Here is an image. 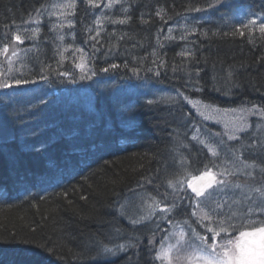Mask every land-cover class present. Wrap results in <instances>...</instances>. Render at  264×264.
<instances>
[{
	"label": "bare ground",
	"instance_id": "obj_1",
	"mask_svg": "<svg viewBox=\"0 0 264 264\" xmlns=\"http://www.w3.org/2000/svg\"><path fill=\"white\" fill-rule=\"evenodd\" d=\"M129 1L96 0L93 6L87 0H74V9H60L73 0H51L41 7L40 21L32 30L29 13L19 18L22 28L0 23V82L10 84L11 79L29 76L38 81L29 79L25 84L30 101L11 91L0 101V119L8 124L15 117L17 127L10 134L7 128L0 129V144L15 139L21 155L29 154L32 160L21 169L12 165L7 170L6 164H0V217L19 209L36 214L47 205L55 211L51 216L42 215L50 232L57 229L56 224L61 226L60 221L70 228L82 227L84 233L98 229L89 245L92 252L82 256L86 264H133L135 260L161 264L153 259L154 242L149 244L152 230L158 238L164 221L189 234L183 221L189 217L197 220L199 212L197 217L191 216L190 207L176 208L166 216L161 212L177 196L167 177L181 178L190 173L187 179H191L199 176L205 165H215L214 172H228L235 163L244 172L236 174L244 179L236 190L240 199L232 201L230 196L228 203L232 207V202L238 201L240 209L250 203L245 201L248 188L264 181V85L257 84H264V63L259 59L264 52V32L260 31L264 0H223L222 4L199 0L177 9L160 23L146 24L138 17L132 19L137 8ZM109 3L112 6L106 7ZM19 31L22 42L14 39ZM233 32L253 40L255 62L249 57L240 66L209 70L192 67L190 55L204 59L209 49L208 44L204 46L205 36ZM5 45L16 55L3 53ZM81 64L83 68L77 67ZM105 68L107 72L101 71ZM11 99L16 102L17 116L13 109L2 112L8 110ZM37 103L42 108H36ZM142 112L150 118H164V155L151 162L152 169L143 170V165L136 163L129 169L123 157L131 156L130 151H147L152 158L156 154L147 142L148 133L141 130L148 123ZM241 128L243 131H238ZM147 129L151 134L152 129ZM229 135L239 138L229 140ZM51 146L60 152L57 156L50 154ZM209 147L218 157L212 156ZM10 155L5 151L4 157ZM113 159H117L129 186L121 180L112 189L121 184L125 188L118 187L109 203L92 201L78 182L97 167H116ZM247 164L255 167H245ZM246 168L252 176L247 175ZM156 184L166 190L156 193ZM186 190L191 195V189ZM177 202L188 204L187 200ZM92 215L96 218L86 230ZM52 221L57 223H48ZM33 223L46 228L45 224ZM211 235L208 232V237ZM105 245L116 255L104 253ZM119 245H125L127 251H119ZM6 262L0 258V264Z\"/></svg>",
	"mask_w": 264,
	"mask_h": 264
},
{
	"label": "trees",
	"instance_id": "obj_2",
	"mask_svg": "<svg viewBox=\"0 0 264 264\" xmlns=\"http://www.w3.org/2000/svg\"><path fill=\"white\" fill-rule=\"evenodd\" d=\"M50 1L51 0H0V23H7L13 18L22 17L26 13L31 15V13L36 10V7H42ZM198 1L199 0H152L151 4L145 2L144 0H130L129 2L134 9L137 8L135 12H133L132 19L136 21L138 17L141 23L146 24L151 21H157V23H160L168 16L178 12L176 11L177 9H182L189 3H196ZM249 1L252 2L258 0ZM259 1L262 2V0ZM262 10H264V8ZM21 22L23 21L20 20L19 23ZM141 37L145 38L146 35L142 34ZM203 42L204 46L208 44L207 46L209 47V49L206 50V55L204 54V59L197 57L196 54L190 55L189 61H191L192 67H194L196 70H204V68L209 70L212 67L215 68L224 65L240 66L244 63V60L248 59L249 57V59H252V61L255 62V56L253 52L255 49L252 46L253 40L248 36H244V34L242 35L240 33L233 32L232 34L221 33L217 36L214 34L207 35L205 36ZM259 59L264 63V52H262ZM257 84L262 87L264 85L261 81H257ZM12 94L15 96L21 95V97L29 101L31 99L30 95H28V91L24 87L12 91ZM0 100H2V98ZM8 105V110L2 112H11V109L16 112V102H14L13 99L9 101ZM35 107L42 108L41 103H37ZM141 114L146 116L148 120L147 126L141 127V130H145L148 133L149 139L147 142L152 145L153 148H155L156 154H152L154 155L152 158L147 151H130L131 156L123 157L124 164L127 165L129 169L133 163H136L139 167L143 165V170L146 169V167L152 169L151 162L154 164L164 155V136L161 132V128L165 126V121H163L164 118L161 119L162 116L160 115L155 119L148 117L143 112ZM17 115L18 113L16 112V116ZM14 119L15 117L12 119V121H8V124L0 119V129L7 128L9 134L15 131L17 127L15 126L16 124H13L15 123ZM148 127L152 129L151 134L148 132ZM256 139L258 138L256 137ZM14 140L15 139H11L6 143L3 142L0 144V154H2L3 157L5 151L11 154V158L4 157L6 159H3V157L0 156V164H6L7 170L10 169L12 165L14 169H21L22 166L27 167L32 161L31 155H21L22 150ZM90 141H92L94 144L97 142V140L93 138H91ZM62 143L64 142L62 141ZM87 147L89 148V146ZM58 153L60 152L56 150V146H51L50 154L52 156H57ZM240 153L241 151L238 150V155ZM144 154L147 157L144 156ZM113 162L116 163V167H97L94 172H90V174L87 175L85 180L78 182L80 184L79 188L85 190L92 201H104L109 203L112 196L115 195L114 192L118 187L122 190L124 186H129V180H125V178L122 176V173L120 172L117 159H113ZM260 166L262 165L260 164ZM262 168L264 167L262 166ZM196 173L197 170H195L192 174L194 175ZM121 180H124L122 182L123 185L125 183L126 184L124 186H122V184L117 185L115 190L112 189L115 186L114 184H118V182ZM173 180H175V178H173ZM167 181L169 182L170 180L167 179ZM153 187L154 190H156V193L160 192V185L156 184L153 185ZM161 189L163 191L166 190L163 188ZM66 213L67 211L65 210L64 214ZM43 214L51 216L55 214V211L53 212L51 207L45 205L36 214L28 215L25 214L24 209H19L18 211L10 213L8 212L4 214L3 217H0V258H4L7 261V264H86L83 263L82 260L86 257L82 256L85 253L87 254L92 252V249L89 245L95 239L94 235L98 229L84 233L81 230L82 227L79 228L76 226L70 228L69 225L66 226V224H63L62 221H60L61 217L58 214L56 217L59 218L56 219H59L58 221L61 222V226L56 224L57 221L48 222L51 225L53 223L57 225V229L53 232H50V226H47V224L43 222ZM77 216L80 217L78 213ZM93 217L95 216L92 215L91 218L88 217V223L85 227L86 230L92 222ZM38 218H40V220H38ZM52 218L55 219V217ZM33 221L42 223L43 225L45 224L46 228L33 223ZM196 221L197 220L191 218L189 223H191L192 227H195L197 225ZM54 233H56V235H54ZM156 236V232L152 230V240L156 239ZM133 264H147V262L145 260H135Z\"/></svg>",
	"mask_w": 264,
	"mask_h": 264
},
{
	"label": "snow or ice",
	"instance_id": "obj_3",
	"mask_svg": "<svg viewBox=\"0 0 264 264\" xmlns=\"http://www.w3.org/2000/svg\"><path fill=\"white\" fill-rule=\"evenodd\" d=\"M88 3L96 6V0H88ZM215 3L222 4L223 0H215ZM111 6L112 3L106 5V7ZM213 6L215 5H210V7ZM61 7L74 9V0L73 3L65 4ZM124 22V20L119 21V23ZM97 23H99V20H97ZM35 31H38V29ZM260 31L264 32V23L261 24ZM241 34L243 35V33ZM14 39L21 41L19 35L15 36ZM2 51L3 53H7L9 51L8 46L5 45ZM12 55L15 56L16 52L13 51ZM77 67L83 68V65H77ZM111 67L116 68L117 65H111ZM101 71L107 72L108 69H101ZM61 75L67 74L61 73ZM84 78V76H81V79ZM88 78L90 79L91 77ZM27 83L29 81L26 79L14 80L15 86H22ZM11 87H13V84L0 82V88ZM248 111H251V109ZM261 114L264 115V113ZM238 131H243V129H238ZM192 138L194 140L198 139L196 136ZM238 138L235 135L228 136L229 140ZM199 143L208 147L203 140H200ZM253 144L255 145L256 142H253ZM261 148L264 149V146H261ZM208 150L213 157H218V153L211 147ZM181 164L183 165V161H181ZM213 167L205 165L200 175L193 176L191 179H187L190 173H186L184 177H181L175 182L170 180L168 182L169 187L177 191L176 200L170 206L161 209V212L167 215L176 208H192L191 216L197 217L199 212V217L196 222L201 227H206V231L212 234L211 237L201 235L193 228L191 223H189L191 219L189 217V219L184 221L188 225L189 234L186 236L184 231L181 230L176 244H169L165 247L162 243L161 247L156 249V255L153 258L154 261H160L161 264H174V262L175 264H264V184L250 189V192L258 194L256 199H252L250 194L245 197V201L250 202L247 207V212H231V214H228L223 211L227 201H221L218 198L221 195H226V189L229 184L227 177L234 175V173L227 171L214 172ZM245 167L251 168L255 167V165L247 164ZM261 171L264 172V168H261ZM247 175L252 176L253 174L249 172ZM185 183H187V189H191V195L184 188ZM235 187L241 188L242 186L237 184ZM179 192L185 194L181 196ZM184 200L188 201L186 206L177 202H183ZM237 203L239 202L237 201ZM228 207L231 208V205H228ZM205 220L209 222L207 226L204 224ZM218 237L220 238L219 240L217 239ZM209 239L211 243H209ZM152 243L153 241L149 240V244L152 245ZM118 250L125 252L127 251V247L125 245H119ZM102 251L113 256L116 255V252L106 245L103 246ZM174 252H182L183 254L174 257Z\"/></svg>",
	"mask_w": 264,
	"mask_h": 264
},
{
	"label": "rangeland",
	"instance_id": "obj_4",
	"mask_svg": "<svg viewBox=\"0 0 264 264\" xmlns=\"http://www.w3.org/2000/svg\"><path fill=\"white\" fill-rule=\"evenodd\" d=\"M35 9L36 10H34V12L31 13V15H29V20L31 22H33V27L30 28L29 30H32L36 26V24L38 23V21H40L38 19V13L41 10V7H39V8L36 7ZM60 9H64V7H61ZM19 21H20L19 20V17L18 18H13L9 22H7V24H11V26L13 28H18L19 29V28H22V26H23L22 25L23 22L19 23ZM17 35H23L22 34V31H19ZM8 55H12V51H8ZM21 79H26V80L31 79V80H34V78L32 76H29V78L24 77V78H21ZM34 81H36V83L38 82L37 80H34ZM10 84H13V87H11V88L14 91L20 89L22 86H25V84L22 85V86H15L14 85V80H12V79L10 81ZM11 88H0V99L7 93V90H10ZM9 121H12V119L9 120ZM204 135L207 136L206 133H204ZM246 169L249 172V168H246ZM242 171H243V169L240 168V166L237 167L235 163H234V165H232V167L230 169H228V172L229 173H234V175H229L227 177V179L229 181V184H228V187H227L226 190H229V192H227L226 195H221L218 198L221 201H225V200L227 201V204L225 205V207L223 209V211L225 213L231 214V212H237V213L247 212V208L246 209H240V206H239L238 203H233L232 202V207L231 208L228 207V205H229L228 198L230 196H231L232 201L234 200V198L236 200H239L240 199V197L238 195H236L237 188L235 187V185H237L240 181H242V179H244V177L239 178L244 173ZM236 172H242V175L241 176L240 175H237ZM261 174H262V177H263L264 176V172L261 171ZM167 179H169L171 181H176L177 179H179V177L178 178H175V180H173V178H170V177H167L166 180ZM259 181H262V180H259ZM232 182H233V184H232ZM262 182H263L262 184H264V181H262ZM186 185H187V183H186ZM185 188L187 189V186H185ZM252 188H254V187H252ZM252 188L251 187L248 188V192H246V195L248 196L250 194L252 196V198L256 199V197H257L258 194L255 193V192H250V189H252ZM230 192H231V194L229 195L228 193H230ZM157 193H163V190L160 188V192H157ZM248 205H249V203H248ZM227 209H230V212H227L226 211ZM160 221H162V219H160ZM183 223H184V221H183ZM204 223L207 226L209 222L205 220ZM161 224H162L163 232H161V234L158 236V238H156V239L153 240V242L155 244V246H152V248L154 250V256L156 255V249H159L161 247L162 243L164 244L165 247H167L169 244H176L177 243V237L179 236V234H180V232L182 230L179 227H176L175 228L174 225H172V227L171 226L169 227V222L166 224L163 221ZM193 228H195L201 235L208 236V232L206 231V227H201V225L199 223H197V225L195 227H193ZM172 239H174V242L173 241L170 242ZM217 239L219 240L220 238H217ZM209 243H211V240L210 239H209ZM182 254H183L182 252L181 253H175L174 252L173 253V256L175 257L176 255H182ZM174 264H175V262H174Z\"/></svg>",
	"mask_w": 264,
	"mask_h": 264
}]
</instances>
